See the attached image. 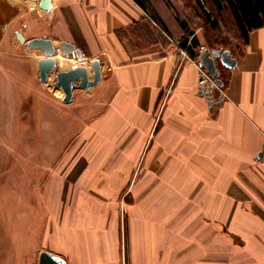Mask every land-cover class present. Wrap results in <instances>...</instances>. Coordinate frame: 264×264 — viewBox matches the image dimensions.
Returning <instances> with one entry per match:
<instances>
[{"label": "crops", "instance_id": "obj_1", "mask_svg": "<svg viewBox=\"0 0 264 264\" xmlns=\"http://www.w3.org/2000/svg\"><path fill=\"white\" fill-rule=\"evenodd\" d=\"M51 3L13 0L5 32L19 24L24 43L100 58L106 98L47 182L41 251L67 264H264V25L232 52L236 67L218 60L224 85L206 94L198 31L188 50L135 0Z\"/></svg>", "mask_w": 264, "mask_h": 264}, {"label": "rangeland", "instance_id": "obj_2", "mask_svg": "<svg viewBox=\"0 0 264 264\" xmlns=\"http://www.w3.org/2000/svg\"><path fill=\"white\" fill-rule=\"evenodd\" d=\"M12 2L0 0V264H39L51 213L47 182L60 176L63 158L95 111L92 102L100 104L106 97L99 83L89 89L77 86L73 101L63 102L61 87L56 92L52 85L59 87L56 71L74 62L63 65L62 51L61 65L50 74L49 83L41 81V52L16 38L19 24L12 23L5 32L15 14ZM150 2L178 44L184 21L187 29L201 34L204 48L229 49L235 55L243 50L231 14L216 10L211 1L203 8L216 18V28L205 22L195 0Z\"/></svg>", "mask_w": 264, "mask_h": 264}, {"label": "water", "instance_id": "obj_3", "mask_svg": "<svg viewBox=\"0 0 264 264\" xmlns=\"http://www.w3.org/2000/svg\"><path fill=\"white\" fill-rule=\"evenodd\" d=\"M41 6L44 9H50L52 6L51 0H41ZM21 40L25 41L22 33H18ZM26 44L30 49H38L43 52V56L38 60L39 77L42 82L47 83L49 75L57 70L59 51L66 58L74 57L78 63L74 64L69 69H60L56 71V84L64 91L63 102L71 103L74 98V91L77 86L83 89H89L97 85L103 76V68L100 58H89L83 50L76 44L67 40H62L59 45H55L54 40L50 37H34L26 40ZM199 60L215 82L219 86L224 85L221 78L218 60H220L228 68H234L238 64V59L233 55L229 49H210L204 48ZM90 69L93 75H90ZM205 89V86L203 90ZM202 90V91H203ZM213 107V104H212ZM264 160V150L260 151L258 157ZM40 264H67L66 261L47 250H42L39 255Z\"/></svg>", "mask_w": 264, "mask_h": 264}, {"label": "trees", "instance_id": "obj_4", "mask_svg": "<svg viewBox=\"0 0 264 264\" xmlns=\"http://www.w3.org/2000/svg\"><path fill=\"white\" fill-rule=\"evenodd\" d=\"M141 7H143L152 18L164 29L166 28L165 23L160 18L157 13L151 8L150 0H135ZM205 1V2H204ZM206 1H211L216 10H228L231 14L233 21L240 33L241 38L244 42L248 41L250 32L258 27L264 25V0H195V2L201 6L202 8L205 6ZM203 18L205 22L208 23L211 27H217V20L213 18L211 12H209L206 8H203ZM181 25L186 28V23L181 21ZM183 35L179 45L181 47H187V43L191 35H194V31L189 29ZM197 38L194 35L192 38V42H196ZM189 50L190 47H187Z\"/></svg>", "mask_w": 264, "mask_h": 264}, {"label": "built area", "instance_id": "obj_5", "mask_svg": "<svg viewBox=\"0 0 264 264\" xmlns=\"http://www.w3.org/2000/svg\"><path fill=\"white\" fill-rule=\"evenodd\" d=\"M201 49L203 50L204 46H202ZM195 62L198 64L201 70L200 84L202 85V88H204L205 86V89L204 90L202 89L203 93L207 94V93H210L212 89L219 88L220 86L212 78L208 70L203 65H201L200 60L197 59ZM212 100H215V99H212Z\"/></svg>", "mask_w": 264, "mask_h": 264}, {"label": "bare ground", "instance_id": "obj_6", "mask_svg": "<svg viewBox=\"0 0 264 264\" xmlns=\"http://www.w3.org/2000/svg\"><path fill=\"white\" fill-rule=\"evenodd\" d=\"M60 58H62L61 56H60V54L58 53V58L57 59H59L60 60ZM70 62H71V60L69 61L67 58H65L64 59V61H63V64L65 65V66H67V65H69L70 64ZM49 78H50V75H49ZM50 80V79H49ZM49 80H48V82L47 83H49ZM53 87V86H52ZM63 89H62V91H61V96H63Z\"/></svg>", "mask_w": 264, "mask_h": 264}]
</instances>
